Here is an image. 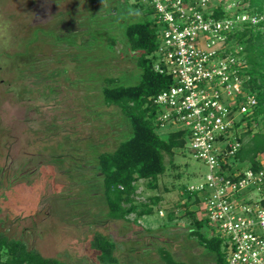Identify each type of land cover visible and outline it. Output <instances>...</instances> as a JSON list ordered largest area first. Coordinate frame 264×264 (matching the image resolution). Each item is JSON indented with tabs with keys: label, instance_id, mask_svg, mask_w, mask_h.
Segmentation results:
<instances>
[{
	"label": "rangeland",
	"instance_id": "1",
	"mask_svg": "<svg viewBox=\"0 0 264 264\" xmlns=\"http://www.w3.org/2000/svg\"><path fill=\"white\" fill-rule=\"evenodd\" d=\"M135 1L0 0V165L6 167L0 175L7 177L6 184L9 178L14 183L0 210V230L69 264H95L89 250L95 230L117 239L125 264H153L144 257L158 258L156 246L162 243L180 259L212 264L210 254L202 256L195 243L187 241L186 218L165 232L167 243L161 231L155 233L158 238H137L135 224L107 219L101 185L89 182L98 178L95 151L87 148V140L92 137L100 149H113L116 140L127 136L121 113L104 106L102 88L106 76L119 77L123 84L140 79L141 69L125 36V26L144 16ZM227 1L234 10L237 0ZM211 2L217 5L220 0ZM71 18L79 20L80 27L66 33L62 22ZM177 128L168 125L159 132L167 137ZM66 135L72 148L55 158L52 151ZM75 153L85 165L73 161ZM174 161L176 168H169L161 182L169 191L158 212L140 219L144 227L159 228L167 212L177 210L182 184L205 181L208 166L189 149L177 153ZM138 193L144 200L154 191L141 180ZM136 247L143 252L134 253ZM147 248L152 253H145Z\"/></svg>",
	"mask_w": 264,
	"mask_h": 264
},
{
	"label": "trees",
	"instance_id": "2",
	"mask_svg": "<svg viewBox=\"0 0 264 264\" xmlns=\"http://www.w3.org/2000/svg\"><path fill=\"white\" fill-rule=\"evenodd\" d=\"M229 2L220 0L214 15L217 17L230 15L233 10L227 9ZM133 5L138 7L144 16L125 26V36L134 61L141 69L140 79L133 84H123L120 83L119 77L106 76L102 88L104 106L121 113L128 125V132L123 134L127 135L126 138L119 142L116 140L113 149H100L94 145L92 137L87 140L91 141V146H87L89 143L85 142L87 148L91 147L95 151L94 165L98 180L89 181L90 185H101L107 219L135 224L137 238L141 236L154 238L155 233L161 231L164 238L162 240L166 242L165 232L178 227L179 220L183 217L187 219L184 226L187 241L194 242L202 256L210 254L212 264H229L224 237L211 226L209 219L203 216V203L208 194L206 190L192 189L191 185L182 184L180 186L182 197L175 205L177 213L175 209L169 210L166 222L157 229L144 227L140 223L142 217L159 211L158 206H161L165 194L169 191L166 184L161 183L162 177L169 168H176L175 155L187 149V135L179 128L170 131L167 137L159 132L160 128L168 125H161L158 118L159 107L154 99L159 93L170 88L174 80L170 74L160 73L155 69V52L163 28L156 10L144 0H136ZM234 10L259 17L257 24L245 23L231 33V37L243 46L238 56L246 62L244 70V75L248 78L246 85L256 92L258 98L256 107L243 116L247 126L240 134L242 144L236 154V165L259 170L264 166L260 161L262 156L264 160V0H237ZM79 27L80 21L76 18L62 22V30L66 33L77 32ZM97 113L101 115L103 111ZM67 136L61 141V147L52 151L55 158L56 155L63 156V152L72 148ZM103 137L105 138V135H100L99 138ZM73 156L75 163L77 162L79 166L85 165L79 154L75 153ZM5 169V166L0 165V174ZM0 178L2 191L0 210H3L2 206L5 201H9L8 192L14 183L11 178L7 179L8 184L7 177L0 175ZM141 180L148 190L154 191L144 200L138 198ZM131 215L134 217L131 218ZM3 222L2 219L1 223ZM139 249L141 248L136 247L134 253L143 252V248L141 251ZM148 249H145L147 250L145 253H152L151 248L149 251ZM89 250L95 264H125L119 254L117 239L101 230H95L89 238ZM130 253L128 252L129 255ZM156 253L158 254L156 259L152 255L144 258L150 257L153 264H192L178 258L168 244H158ZM0 264H69V262L59 257L45 256L37 248L31 247L24 238L11 236L0 230Z\"/></svg>",
	"mask_w": 264,
	"mask_h": 264
},
{
	"label": "built area",
	"instance_id": "3",
	"mask_svg": "<svg viewBox=\"0 0 264 264\" xmlns=\"http://www.w3.org/2000/svg\"><path fill=\"white\" fill-rule=\"evenodd\" d=\"M144 2L163 27L155 69L174 80L154 99L161 125L184 130L187 149L208 166L205 181L191 188L208 192L203 216L224 237L229 264H264V166L236 165L243 116L258 98L246 85L243 46L231 37L259 17L235 10L217 17L211 0Z\"/></svg>",
	"mask_w": 264,
	"mask_h": 264
}]
</instances>
